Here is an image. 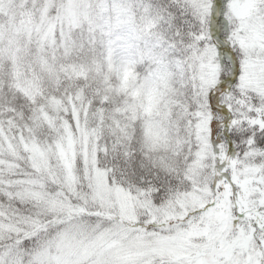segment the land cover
<instances>
[{
    "label": "snow or ice",
    "instance_id": "snow-or-ice-1",
    "mask_svg": "<svg viewBox=\"0 0 264 264\" xmlns=\"http://www.w3.org/2000/svg\"><path fill=\"white\" fill-rule=\"evenodd\" d=\"M0 264H264V0H0Z\"/></svg>",
    "mask_w": 264,
    "mask_h": 264
}]
</instances>
